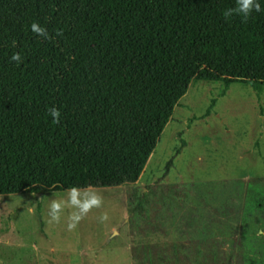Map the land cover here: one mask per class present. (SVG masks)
Segmentation results:
<instances>
[{
  "label": "trees",
  "instance_id": "obj_1",
  "mask_svg": "<svg viewBox=\"0 0 264 264\" xmlns=\"http://www.w3.org/2000/svg\"><path fill=\"white\" fill-rule=\"evenodd\" d=\"M260 3L226 18L236 0H0V195L135 183L192 80L260 92ZM257 224L264 179L247 186L242 235Z\"/></svg>",
  "mask_w": 264,
  "mask_h": 264
},
{
  "label": "rangeland",
  "instance_id": "obj_2",
  "mask_svg": "<svg viewBox=\"0 0 264 264\" xmlns=\"http://www.w3.org/2000/svg\"><path fill=\"white\" fill-rule=\"evenodd\" d=\"M221 89L191 81L135 185L76 189L78 204L70 190L0 195V264H264V224L241 233L264 179V87Z\"/></svg>",
  "mask_w": 264,
  "mask_h": 264
},
{
  "label": "clouds",
  "instance_id": "obj_3",
  "mask_svg": "<svg viewBox=\"0 0 264 264\" xmlns=\"http://www.w3.org/2000/svg\"><path fill=\"white\" fill-rule=\"evenodd\" d=\"M253 11L260 12L261 11V3L260 0H236V7L234 9H228L224 12L225 17L232 15L233 12L236 14L242 15L244 18H247ZM30 29L33 33L37 34L38 36H42L45 39H48V32L46 28L36 22L31 23ZM12 61L17 63L21 62V56L19 53H14L11 57ZM49 115L53 118L54 121H58L59 119V111L54 106L48 109ZM72 193L71 202L73 204H78L79 202L76 200L75 193L76 189L70 190ZM63 201L55 198H50V203L48 205L49 215L51 216L52 220H58L59 211L63 206ZM99 201L97 199H92L89 202H85L80 206L82 211H87L91 205L98 204Z\"/></svg>",
  "mask_w": 264,
  "mask_h": 264
},
{
  "label": "crops",
  "instance_id": "obj_4",
  "mask_svg": "<svg viewBox=\"0 0 264 264\" xmlns=\"http://www.w3.org/2000/svg\"><path fill=\"white\" fill-rule=\"evenodd\" d=\"M144 170V169H143ZM138 181V180H137ZM137 181L135 182V183H132L131 185H135L136 183H137ZM154 241V240H153ZM144 246H146V248H147V250H148V254H150V248L151 247H154V248H157L156 250H159V248L162 246V245H158L157 246V243H154V244H148V242H147V244L146 245H144ZM157 246V247H156ZM152 254H155L156 256H157V253H155V250H152ZM151 254V255H152ZM156 256L153 258V260H151V261H155V259H156ZM149 264H151V262L149 263Z\"/></svg>",
  "mask_w": 264,
  "mask_h": 264
}]
</instances>
